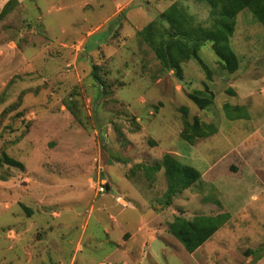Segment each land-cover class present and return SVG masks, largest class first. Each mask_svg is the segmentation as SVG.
<instances>
[{
	"label": "rangeland",
	"instance_id": "obj_1",
	"mask_svg": "<svg viewBox=\"0 0 264 264\" xmlns=\"http://www.w3.org/2000/svg\"><path fill=\"white\" fill-rule=\"evenodd\" d=\"M16 1L0 20V154L25 170L0 169V264H264V27L252 14L229 42L236 72L207 44V70L186 62L180 80L139 32L174 4L208 23L204 2ZM206 91L202 110L191 95ZM183 108L217 133L183 140ZM167 154L203 176L169 205ZM221 212L194 254L170 232L177 217Z\"/></svg>",
	"mask_w": 264,
	"mask_h": 264
},
{
	"label": "trees",
	"instance_id": "obj_2",
	"mask_svg": "<svg viewBox=\"0 0 264 264\" xmlns=\"http://www.w3.org/2000/svg\"><path fill=\"white\" fill-rule=\"evenodd\" d=\"M204 2L210 8L208 23H199L184 6L171 5L166 11L159 14L155 21L148 24L139 36L154 51L156 57L167 71H174L175 76L183 80L182 65L189 61H197L207 70L200 59V51L207 44H212V49L219 62L229 73L238 70V59L230 50L229 42L235 33L237 17L242 12H249L264 27V0H197ZM16 0H11L0 14L2 20L13 7ZM96 69V67L94 68ZM212 93L197 92L191 95V100L202 110L213 103ZM76 119L79 113L74 109V102L67 105ZM183 131L181 138L193 143L196 139L209 138L217 133L213 124H201L198 120L194 123L188 121V111L181 110ZM228 117L233 115L228 110ZM8 167L21 171L25 170L22 162L10 157L6 153L0 154V169ZM162 168L167 182L165 193L166 205L190 189L203 178L197 169L182 164L174 156L167 154L162 159ZM229 220V215L220 213L216 216H198L192 220L177 217L170 224L171 234L182 244L189 254L196 253L204 246ZM260 260L261 256L255 252Z\"/></svg>",
	"mask_w": 264,
	"mask_h": 264
},
{
	"label": "water",
	"instance_id": "obj_3",
	"mask_svg": "<svg viewBox=\"0 0 264 264\" xmlns=\"http://www.w3.org/2000/svg\"><path fill=\"white\" fill-rule=\"evenodd\" d=\"M107 189H109V187H107Z\"/></svg>",
	"mask_w": 264,
	"mask_h": 264
}]
</instances>
